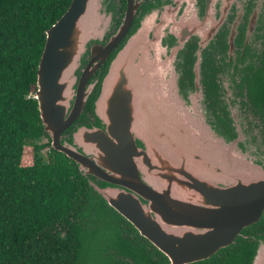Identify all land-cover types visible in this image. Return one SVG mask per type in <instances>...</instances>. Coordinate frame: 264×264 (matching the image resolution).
Returning <instances> with one entry per match:
<instances>
[{"label": "water", "instance_id": "obj_1", "mask_svg": "<svg viewBox=\"0 0 264 264\" xmlns=\"http://www.w3.org/2000/svg\"><path fill=\"white\" fill-rule=\"evenodd\" d=\"M130 9L128 0L119 30L117 26L102 45L112 27V5L70 0L45 30L32 96L49 146L70 158L83 175L103 181L88 183L167 264H187L208 258L264 216V178L224 162L218 149L211 158L195 104L188 101L187 111L180 107L184 97L172 58L158 56L164 61L160 80L150 63L156 58L155 45L160 49V33H151L150 25L142 31L146 15L121 47L113 48L129 25ZM111 50L91 104L96 124H76L61 138L96 82L86 84L88 77ZM88 51L90 58L81 68ZM253 239L249 264H257L259 256L264 264V235Z\"/></svg>", "mask_w": 264, "mask_h": 264}, {"label": "trees", "instance_id": "obj_2", "mask_svg": "<svg viewBox=\"0 0 264 264\" xmlns=\"http://www.w3.org/2000/svg\"><path fill=\"white\" fill-rule=\"evenodd\" d=\"M69 2L0 0V264H87L99 242L104 264H167L70 158L49 147L42 130L35 71L45 30ZM263 230L260 218L208 258L187 264H249L253 236Z\"/></svg>", "mask_w": 264, "mask_h": 264}, {"label": "flooded vegetation", "instance_id": "obj_3", "mask_svg": "<svg viewBox=\"0 0 264 264\" xmlns=\"http://www.w3.org/2000/svg\"><path fill=\"white\" fill-rule=\"evenodd\" d=\"M107 1L113 7L114 17L102 45L117 26L119 30L128 0ZM129 2V25L113 48L118 46L119 49L146 15L150 20V32L157 29L160 33V58H172L184 101L195 104V119L200 128L206 129L204 132L200 129L202 143L212 151L211 158L218 149L222 154L218 156L224 162L227 159L234 165L249 168L258 178H264V0ZM113 50L88 77L86 84L94 78L96 82L80 113L60 133L61 138L65 139L76 124H96L91 104ZM89 58L90 51L81 68ZM218 136L221 142L216 145ZM85 175L88 182L104 184L91 174ZM260 218L264 220L262 214L258 220Z\"/></svg>", "mask_w": 264, "mask_h": 264}, {"label": "rangeland", "instance_id": "obj_4", "mask_svg": "<svg viewBox=\"0 0 264 264\" xmlns=\"http://www.w3.org/2000/svg\"><path fill=\"white\" fill-rule=\"evenodd\" d=\"M180 103H181L180 104V107L181 106L182 107L184 106V109H185L184 111H187L186 110V108H187V102L184 101V98H183V100L180 101ZM41 141L44 142L45 141V138H41ZM46 149H47V147H44L43 149H41V153H44V151ZM25 159H26V156L24 155L22 157L23 164H26L27 163V159L26 160ZM100 237L101 238H104V237H106V234L105 235H100ZM88 239H92L94 242H99V239L100 238L97 239L94 234H90V236L88 237ZM96 245H97V243H95V245L93 247H91L90 250L88 251L89 256H88L87 264H104L103 261L99 258L100 253L104 249V247H103V245H102L101 242H99V244L97 246ZM105 245H107V244H105Z\"/></svg>", "mask_w": 264, "mask_h": 264}, {"label": "bare ground", "instance_id": "obj_5", "mask_svg": "<svg viewBox=\"0 0 264 264\" xmlns=\"http://www.w3.org/2000/svg\"><path fill=\"white\" fill-rule=\"evenodd\" d=\"M149 25H150V20H149V18H148V22L146 23V25H144L142 31L145 32L146 29H147V27H148ZM157 31H158V30H157ZM155 47H156V50H157V53H155L156 58L152 59V60L150 61V63H151V65H152L153 67H155V69L157 68L156 75H157L158 80H160V71H159V68H160L161 66H163L164 61H160V60H159V57H158V56H159V53H158V47H157V45H155ZM157 88H158V85H157V87H155L154 90H153L154 95L157 94ZM139 108L141 109V108H144V107L139 105ZM142 111H144V109H142ZM148 116H150V115H148ZM164 128H165V126L163 127V129H164ZM188 129H189V127H188ZM200 129H201V128H200ZM153 136H154V135H153ZM152 141H153V140H152ZM153 142H154V141H153ZM260 261H261V256H259L257 264H259Z\"/></svg>", "mask_w": 264, "mask_h": 264}]
</instances>
